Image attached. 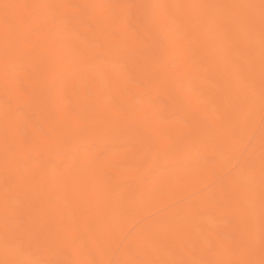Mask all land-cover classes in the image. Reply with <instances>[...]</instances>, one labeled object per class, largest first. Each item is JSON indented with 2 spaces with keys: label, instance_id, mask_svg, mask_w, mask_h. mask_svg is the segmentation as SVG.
Masks as SVG:
<instances>
[{
  "label": "rangeland",
  "instance_id": "obj_1",
  "mask_svg": "<svg viewBox=\"0 0 264 264\" xmlns=\"http://www.w3.org/2000/svg\"><path fill=\"white\" fill-rule=\"evenodd\" d=\"M220 1L186 0V4L193 7L194 12L197 11L195 14L198 15L196 16L198 18L193 14V17H190L194 20L192 21L187 15L181 17L178 9V0H171L176 16L169 14L165 8H160L159 11L169 20L170 25L158 26L154 22L158 11L152 0H105L104 5L108 8L106 15L115 17L116 24L130 31L136 40V44L133 45V41H130L125 36L126 40L119 46H116L113 44L112 34L113 37L115 36L119 40H123L125 34L121 35L122 33L119 31L118 33L115 28H110L108 30L109 33L106 31L108 33L106 35L107 38L103 39L100 36L91 35L88 30L96 31L97 28L90 18L91 10L88 7L85 8L80 0H15V2L23 5L27 11L31 10V7L36 4L35 2H38L43 7L40 10L41 14L38 15L42 22L41 25L32 26V33L30 32L22 38V44L34 45L38 36H42L45 33V29L48 27V20H54V22H58V25L51 27L48 34L42 40L43 45L51 44V52H44L39 47H35L39 49L28 50L25 52L26 54L24 53L25 58L22 56L21 58L16 55L21 50L20 45L16 44V48H14L15 46L11 47L10 50L8 49L5 52L6 56L4 55V58L6 60L4 62L0 61V72L6 67L8 68V71L16 78L15 84L18 87V91L24 98L29 99L28 101L32 106L31 108H27L26 104L22 100H19L16 94H11L0 83V132L2 133L1 137L5 140L2 143L6 145V148H2L3 144L0 146L6 150V152L2 151V149L0 150V193L4 197V200H2V196L0 197V264H78V262L74 263L75 261H79L75 257L77 256V252L84 264L112 263L113 246L107 243L102 226L94 223L89 217L86 218V224L97 235V243L101 247L103 256L105 254L103 260L99 258L96 248L91 245L88 236L82 230L81 216L85 217L87 215L86 205L81 202V204L79 203L81 213V216H79L73 210L69 201L58 191L60 187L54 175L59 172L65 173V175L70 172L74 175L82 174L83 167L85 166L91 165V168H98V176L94 177L99 178L96 182L99 181V185L101 184L99 187H101L102 193H98V190L97 193L99 197L103 198L107 195L110 197L109 199H112L111 202L112 204L114 203L117 210L109 217H112L111 219L116 226L129 222L131 218L127 215L130 210L128 209L130 208L128 207L129 205L137 201L139 203L140 200L151 202L153 201V197L170 194L169 188L159 183V177L162 178V176L167 175L173 185L180 186L182 185L181 181L204 180L207 167H211L212 173L216 177H219L217 163L227 166L232 160L230 147L225 142L228 139L227 134L224 133L226 134L224 135L222 133L221 135L214 136L212 133L216 134L221 128L218 129L211 121V118L199 114L198 110L186 100L182 93H191L195 104L207 105L208 110L213 114H211V117L213 116V119L219 121L221 127L222 125L228 126L229 122L235 127L234 133L241 130L242 135L235 137H238L240 141H246L247 147L255 143L256 136L259 134V140L261 141L257 143L256 148L260 150V155L264 157V114H262L260 123L254 134L250 137L251 133H249L253 131L259 114L264 109V83H262L264 80H260V78L257 81L258 75L255 74L259 73L260 70L257 72L253 71L259 68L258 65L261 64L259 60H262L261 58L264 57V52L261 53V51H264V39L262 37V40L260 37L258 39L257 32L251 30L253 26L246 24V18L245 16L243 17L242 13H235L236 11L232 12V10H225L224 12V7ZM233 1L241 2L243 6L246 5V10L249 13L251 11L253 15L255 14L252 16L253 18L255 17L254 19H258L260 15V17L264 15V10L257 3L258 0H229V2ZM59 2H62L69 12H65L59 5ZM117 6L123 8L121 13H117ZM206 7L210 8V12L212 13L209 14L211 18L208 17V20L205 19L203 11L207 9ZM220 10L222 11L220 12ZM70 11H74V13ZM9 14L10 10L6 7L3 0H0V18L4 25L17 28L15 26L16 23ZM218 18L221 21L223 19V22L225 20L226 23H230L231 21L235 23L237 32L240 34L239 37H244L243 41H246V43L244 42L246 46L248 44L256 46L252 52L253 55L249 51L246 54L245 48L243 49L239 41L234 39L235 36L226 34L227 31L224 27H221L222 29L219 26L216 27L218 25ZM24 20L26 24L29 22V18L25 17ZM260 20H264V17ZM201 23L205 24L202 25ZM194 25H197L196 27L201 26L200 28L198 27L200 31L207 33L206 35L209 36H207L209 39L210 37L212 38L209 41L214 39L211 42L212 44L209 42L211 45H205L207 50L201 45L203 47V54L200 51L197 55L199 59H201V55H203L204 59L206 58L205 60L203 58L202 61L200 60L198 69L202 71H200L202 75H206L205 77L210 76V78H205L200 75L201 77L198 76L197 80L212 90L207 88H201L200 90V87H196L193 91L189 92L188 86L185 83L188 76L184 78L181 75L185 69L180 67L182 65L181 59L169 61L165 69L166 71L163 70L167 56V52L165 51L166 31H172L174 36L181 39L184 43H193V41H196L194 40L196 28L193 30L194 27L191 26ZM205 25L207 26L205 27ZM239 29L240 31H238ZM208 31H210V34H208ZM196 38H198V34ZM199 40L197 39L198 42ZM0 42H3L1 34ZM66 43L75 44L66 46ZM106 45L109 48V53L104 52ZM234 45L239 50L244 51V55H241L237 51V48L232 50V48H235ZM79 46H85V49L91 51V55ZM210 46L212 47L209 50L208 47ZM231 46L230 53L231 51L235 53L228 54L229 51L228 49L226 51V48ZM257 46L258 50L256 49ZM58 47L67 50V59L59 61L58 54L52 55V51ZM212 48L214 49L212 50ZM190 49L193 48L190 47ZM214 50L221 51L222 53L220 52L218 56L213 55L212 59L211 56L209 57L208 52L214 53ZM237 52L239 53L237 54ZM245 54L246 57H243ZM230 55L238 61L239 65L231 60L232 58L230 59L232 57ZM215 56L219 57V64L222 63L219 67L215 63L217 60L214 61ZM4 58L1 60H4ZM197 58H194L192 62H199ZM76 62H84L79 67L84 72L81 74L82 76H79L80 78L74 81L73 89H71L70 86L64 85L67 84L66 78L74 68H67L65 72L60 74L57 71L63 69L69 63L74 64ZM241 62L242 66L245 65L244 67L247 68L248 73L250 72L248 74L249 79L247 81V77L244 75L246 79L244 78V82H241L242 77L236 76L234 73L236 76L234 81L238 79L241 83L239 85L248 86L244 93H239L235 89L237 86L233 89L230 87L231 85L229 86L230 81L221 78L222 75L226 74V68L224 67L228 65L232 66L233 71L236 72L240 68ZM261 66L264 67V65ZM104 69L111 72L110 78L121 81L119 85L122 87V94L127 96L130 102L123 101L120 95L114 94L109 79L104 73ZM170 70H175L173 79L169 78ZM252 71L253 74L256 72L255 76L251 75ZM88 73L91 74V79L92 76L95 78L91 81L94 83L93 88L89 83ZM24 74L31 80L29 83H26L28 79L26 80ZM250 78L254 80L251 81ZM31 82L34 83V87L31 86ZM253 83H256V87L252 85ZM57 84H59L58 88L60 89L61 98L56 96ZM219 84L224 85L228 93H231L229 94L231 104L228 102L225 94L219 93V91L222 92L221 85ZM82 86L85 97L89 99L93 98V101L89 103L91 104L90 106L80 96ZM134 87H137L139 90H135ZM98 90L99 93L97 95L95 92ZM210 90L215 92L213 93ZM247 93L249 95L251 93L250 96L252 98L255 96L254 100ZM95 95H97V98H95ZM214 96L216 97L212 98ZM217 96L223 103L218 101L219 99H216L218 98ZM109 104L115 108L114 112L109 109ZM223 104L227 106L221 107ZM251 105L255 106V109H253L254 111L250 119L247 120L248 116L245 107L249 108ZM59 106L66 108L63 120H60L58 117ZM239 107L240 110L243 108L245 110L244 117L239 119L240 121L238 120L240 111L237 110ZM101 109L107 111L104 112ZM138 111L143 114L139 119L136 116V112ZM117 113L118 115H116ZM7 114L8 116L10 115L11 126L16 128L15 132L20 139L18 141L22 142L25 147L21 153H18L19 146H17V140L15 137H11L7 127L5 119ZM152 114L155 115L154 118L151 117ZM69 115L74 117V121H76L78 126L69 119ZM149 122L156 125L164 124L167 127L157 128L159 137L156 138L148 125ZM29 123H31L39 137L32 134ZM60 126L63 128L58 129ZM103 128H105V132ZM56 134L59 135L58 138H61V140L56 137ZM162 141L163 143L166 142L165 144L173 145L170 153L169 151L166 152V154H169H164L165 156H161L160 152ZM48 147L50 153L46 155V148ZM73 148L78 155L75 154ZM169 148L167 150H170ZM151 151H156L155 161L152 160ZM3 154H5V157L2 156ZM25 155L27 158H25ZM45 156H47L46 159ZM83 156L86 157V163L82 161ZM24 158L28 161L24 160ZM253 161L251 158L247 159V166L240 171V174H242L240 190L242 193L245 190L247 193L249 190L252 192H249V195H247L248 199L244 198L246 195L244 197L241 196L240 201L245 200V204L242 202V209L249 213L250 218L254 220L252 223L255 226L258 225L259 228L258 221L260 217H264V212L261 213V216H254V209L252 208H255L253 206L258 197L256 189L258 187L264 189V166ZM80 169L82 171L79 173ZM39 170L45 174L42 180L39 178ZM84 171H87V169ZM31 175L35 178V183L40 182L39 185L43 186L42 192H39L37 187L35 188L28 182ZM82 176L85 179V175L83 174ZM82 176L81 178L79 177L80 180ZM22 178L25 179V184H23ZM82 181L84 183V180ZM224 193L227 199L233 203L234 199L231 189L226 186ZM212 199L216 205L215 209H205L193 218L189 217L190 219L187 220L188 223L193 224V228H191L195 233L194 235H197L196 238H199L198 241L201 242L202 247L207 252L200 254L195 243L187 237L186 239L184 238L185 247L189 249V252L193 256L199 257L201 262H203L202 264H240L237 259V255L240 252L248 250L252 254L258 250L259 229L254 230L251 236L252 241L250 239L251 243H245L243 241L244 238H242L243 236L239 234L241 230L237 214L225 211L229 206L219 197L214 196ZM6 200L11 209L3 203ZM250 202L251 204H249ZM40 213L47 220L44 226L41 219L37 218L40 216ZM33 214L39 223H41H38L39 227L31 223ZM262 221H264V218H262ZM113 222L112 224L115 225ZM139 223L132 226L133 228L130 231L132 232V229L139 225ZM199 223H205L207 225V228H205L210 230L211 234L219 237L225 245H229L227 257L217 261L214 258L215 256L210 255L215 247L213 237L209 232L204 231L199 226ZM116 226H114L115 229L117 228ZM252 227L254 228V226ZM35 229L37 230L35 231ZM70 233L73 235L71 236ZM118 236L119 232L115 237L118 238ZM70 245L75 247V251L69 249ZM139 249L138 254L132 252V255L137 258L134 257L136 260L142 261L140 252L142 247ZM169 251L168 249L166 252L170 253ZM14 252L21 255L24 260L21 256L20 259L18 258L19 256L17 260L14 259V255L16 254ZM175 253L174 260H169V264L186 263V258L183 254L178 251H175ZM262 255L259 254V264H264V256ZM109 259H111L110 262L108 261ZM153 260L157 263L160 262L159 257L155 255H153Z\"/></svg>",
  "mask_w": 264,
  "mask_h": 264
},
{
  "label": "bare ground",
  "instance_id": "obj_2",
  "mask_svg": "<svg viewBox=\"0 0 264 264\" xmlns=\"http://www.w3.org/2000/svg\"><path fill=\"white\" fill-rule=\"evenodd\" d=\"M36 1H38V0H36ZM80 1L82 2L83 6L85 8L88 7L91 10L90 18L94 22V24L96 25L95 27L97 28L96 31L95 30H88L91 35L100 36V37H102L104 39L105 37L107 38L106 35H108V33H109L108 30L110 28L111 29L115 28V30L117 32L119 31L120 33H122L121 35H123V34H125V35H124L123 40H119L117 37H115V36L113 37V34H112V39H113V42H114L113 44L114 45L119 46L120 44H122V42H124L126 40L125 36L127 37V39L129 38L130 41H133V43H134L133 45L136 44V40H135L134 36L130 33V31L126 30L123 26H120L119 24H118L119 25L118 26L116 24V22H115V17H109V16L106 15V12H107L108 8L104 5L105 4L104 3L105 0H80ZM152 1H153V4H154L155 8L158 11L156 16H155V18H154L155 19L154 22L157 23L158 26L159 25H170L169 20L163 16V14L159 11V9L160 8L161 9L165 8V10L169 14H172L173 16H176L175 8H174L171 0H152ZM3 2L6 5V7L10 10L9 16L14 20V22L16 23L15 26H17V28H14V26H11V27L5 26L3 21L0 18V34L2 35V40H3L2 43L0 42V61L4 62L6 60V58H4L5 52H7L8 49L10 50V48L14 47L16 44H19L20 47H21L20 52H17L16 55H18L20 57L22 56L24 58H25L24 53L27 52L28 50H30V51L32 49L34 50L35 47H39L44 52H48V53L51 52L50 51L51 50V44L43 45L42 44V42H43L42 40L48 34L49 29L51 27H54V26L58 25V22H54V20H48V27L45 29V33L42 36H38V38L36 40V43L34 45L30 46L29 44H22V38L26 34H28L30 32L32 33V26H40L41 25L42 22L40 21V18L38 17V15L41 14L40 10H42L43 7L41 5H39L38 2H35L36 4L33 2L35 5H33L31 7L30 11H27L24 8L23 5H21L18 2H15V0H3ZM178 2H179L178 9L180 11V16L181 17H184V15H187L189 17V19H191L193 17V14H195V12H197V11L194 12V9H192L193 7H191L188 4H186V0H178ZM220 2L222 3V4L221 3L220 4L223 5V7H224L223 8L224 12H225V10H227V11H231L232 10V12L236 11L235 13H238V12L242 13L243 17L245 16V18H246L245 19L247 21L246 24L253 26L252 29L251 28L250 29L251 30H255V32H257L258 39H259V37H260V39H261V37H262V39H264V23H262V21H264V20H260L262 17H264V15H262V17H260L261 16L260 15L259 16L260 19L259 18L258 19L257 18L254 19L255 17L253 18L252 16H254L255 14L253 15L251 13V11L249 13V11L246 10L247 9V7H245L246 5L243 6V4H241L240 1H239L240 3L236 2V1L229 2V0L228 1L227 0H221ZM257 3H259V7L262 10H264V0H258ZM240 4L242 5V7H241ZM59 5L62 7V9L65 12H69L63 6L62 2H59ZM116 9H117V13H121L123 11V8L121 6H117ZM203 11H204V14H205V19L208 20L209 18H211L209 16V14L211 13L210 12L211 11L210 8H207V9H205ZM221 11L222 10H220V12ZM70 12L74 13V11H70ZM252 12H254V11H252ZM196 16H198V15L195 14V17ZM25 17L29 18V22L27 24L24 23V21H25L24 18ZM196 18H198V17H196ZM191 20L194 21L193 19H191ZM207 20H206V22H207ZM217 20H218V25H216V27L219 26L220 29H222L224 27L226 29V31H227L226 34L235 36L234 39L239 41V44H240V46L243 49L245 48V50H246L245 52L249 51V53L252 54V52L254 51L256 46H254V44H253V46H251L250 44H248L249 46L248 45L246 46V44H245L246 41H243L244 37L243 38L239 37L240 34H239V32H237V28L234 25L235 23H232V21L230 23H226L225 20L223 22V19L221 21V20H219V18ZM248 22H249V24H248ZM204 24L205 23H203L202 25H204ZM246 24H244V25H246ZM200 25L198 26L199 28L201 27ZM207 25H205V27ZM196 26L197 25L191 26V27H194L193 30L196 28L195 31L198 34V38H196L197 37L196 33H195L196 37L193 36V37L196 38V39L194 38V40H196V41H193V43H188V44L184 43L181 39H179L178 37L174 36L172 31H166V33H165V38H166L165 51L167 52V56H166V61H165L163 70H165L167 68V64H168L169 61H171L173 59H181L182 60L181 61L182 65L180 67L181 68L183 67L185 69H184L183 73L181 72L182 74L181 73L180 74L184 78H186L188 76V79L185 81V83L188 86V91L189 92L193 91L194 88H196V87H200V90H201V88L211 89L209 87H206V86L202 85L203 83L201 84L197 79H198V76H200V75L202 77L204 76L201 73L202 71L200 69H198V63H200V60L202 61V58H203V55H201V54H203V52H202L203 51V47H201V45H203L204 47H205V45L206 46L211 45L212 44L211 42L214 41V39L212 41H209L212 38L210 37V39H209L208 38L209 36L206 35L207 33H202L200 31V29L198 27H196ZM189 30H187V31H189ZM191 31H190V33H191ZM238 31H240V29ZM208 32H209L208 34H210V31H208ZM225 36H227V35H225ZM199 38H200V40H199ZM197 39L199 40V42L197 41ZM69 44H75V43H66L65 45L67 46ZM76 45H77V43H76ZM66 46H65V48H66ZM212 46L208 47V49L210 50ZM79 47L85 49V46H79ZM190 47H192L193 49L189 50ZM234 47H235V45H234ZM14 48H16V46ZM177 48H178V50H177ZM231 48H232V46L226 48V51H227V49H228V51L231 50ZM236 48H237V51H239L241 55H244V51L239 50V48L237 46L235 48H232V50H234ZM35 49H37V48H35ZM213 49L214 48H212V50ZM256 49L258 50V46H257ZM85 50L87 51V53H90V55H91V51H88L87 49H85ZM206 50H207V48H206ZM66 51H67L66 49L58 47L54 51H52L53 52L52 55L58 54V60L62 61L64 59L68 58V54L66 53ZM214 51H215L214 53L207 51L209 53V57L211 56V58H212V57H214L213 55H217L218 56V54H220V52H221V51L219 52L217 50H214ZM104 52L109 53V48H108L107 45H106V48L104 49ZM199 52L201 53L200 54L201 55V59H199V57L197 58V55L199 54ZM233 52L234 51H231V53H233ZM239 52H237V54ZM262 52H264V51H261V53ZM231 53L229 51L228 54H231ZM43 54H45V53H43ZM246 54H248V52ZM246 54L243 57H246ZM232 55H230V56H232ZM217 56H215V60L214 61L217 60L215 63H216V66L219 67V66H221L222 63L219 64L220 63V62H218L219 61V57H217ZM2 58H4V60H1ZM194 58H197V61H199V62H196V63L192 62V60ZM205 59L203 58V60H205ZM212 59H211V61H212ZM230 59L238 64V61L236 59H234L233 56L230 57ZM254 59H255V57H254ZM261 59L262 60H259V63H261L260 65H258L259 68L257 67L258 69L253 70V71H256V72L258 70H260L259 73L258 72L257 73L255 72L256 74L254 73L255 75H258L257 76L258 77L257 81L260 78H261L260 80H264V67L261 66V65H264V57H262ZM243 62H244V60H243ZM83 63H78V62H76L74 64L69 63L63 69H60V70L57 71V73L59 72V74H60V73L65 72V70L67 68H70V67L74 68L72 70V72L68 75V77L66 78L67 84H65L64 86H67V87L70 86L71 89H73L74 81L77 80V78H80L79 76L81 74H83V72H84L83 70H81L79 68L80 65L83 64ZM210 64H213V63H210ZM251 64H252V62H251ZM207 65H208V63H207ZM224 65H225V63H224ZM241 66H242V62H241ZM241 66H240V68H238V70L236 72L233 71V67L232 66L228 65V66L224 67V68H226L225 69L226 74L222 75L221 78H224V79H227V81H230L229 82L230 83L229 86L231 85L230 87H232L233 89L237 86L238 89H237V87L235 89L239 93H244V92H246V89H247L248 86L244 87L243 85L241 86L239 84H241L240 81L244 82L246 77H247L246 80L248 81V79H249L248 78V74L250 72L248 73L247 68L244 67L245 65L242 66V67ZM231 67H232V69H231ZM255 67H256V65H255ZM175 70H170L169 71V78L170 79H173ZM253 71L251 72V75L255 76L253 74ZM104 73L107 75V77L109 79V82L111 84L112 90L114 91V94L120 95L122 97L123 101L125 100L127 102H130V99L127 96L122 94V87L119 85V83L121 81L120 80H116L114 78H110L109 76H110L111 72L109 70L104 69ZM234 73L236 74V76H241L242 77L240 81L237 78H236L237 81H234V78L236 77L234 75ZM87 75H88L87 77H89L88 78L89 83H90L91 87L93 88L94 87V83L91 82V81H93L92 79H95V78L92 76V79H91V74L90 73H88ZM232 75H234V76H232ZM244 75H246V77ZM251 75H249V76H251ZM24 76H25V74H24ZM207 77L210 78V76H207ZM207 77H205V78H207ZM25 78H26V80L28 79L26 81V83L27 82L29 83L31 81L26 76H25ZM250 80L253 81L254 79L250 78ZM15 81H16L15 76L12 75L8 71L7 67L3 71L0 72V83L3 85V87L8 89L11 92V94H16L18 96L19 100H22L23 103L26 104L27 108H31L32 106H31L30 102L28 101L29 99L24 98V96H22L20 94V92L18 91V87L15 84ZM257 81H255V82H257ZM54 82H55V80H54ZM262 83H264V82H262ZM30 84H31L32 87H34V85H33L34 83L33 82H31ZM206 85H208V84H206ZM219 85H221V84H219ZM252 85L255 86L256 83H253ZM58 87H59V84H57L56 96L58 98H61V96H60L61 93L59 91L60 89ZM134 88H135V90H139L137 87H134ZM221 88H222V92L219 91V93L225 94L228 102L230 103L231 101H229L230 100L229 94H231V93H228V91H227V89H226V87L224 85H221ZM33 90H35V89H33ZM70 90H68V91H70ZM211 92L214 93L215 91H211ZM98 93H99V90L95 92V94H97V95H98ZM205 93H207V92H205ZM84 94L85 93H84L83 86H82V92H81V95H80L81 98L84 101H87L88 104L93 101V98L89 99L87 97L88 98L87 99ZM182 94L184 95L186 100L191 105H193V107L196 110H198L199 114L205 115V116L211 118V121L213 122V124L216 127H218V129L221 128V130H219V131L216 130L217 132L215 131L216 134L211 132L212 134H214V136H217L218 134L221 135L222 133L223 134L224 133L227 134L228 139H226L225 142L230 147V152H231V157H232L231 159L232 160L229 162V164L227 166H223L221 163H217L216 166L218 168V173L220 174L219 177H216L212 173L211 167H207V171L204 174V180L199 181L197 179H194V180H192L190 182L181 181L182 185H180V186L173 185V183L169 179V176H167V175L162 176V178L159 177L160 178V179L158 178L159 179V183L162 184V185L167 186L169 188V190H170V194L166 195V196L165 195H159V196H156L155 198L153 197V201H151V202L150 201H147V202L144 201L143 202V201L140 200L139 203H138V201L137 202L135 201L136 203H133V204L128 206V207H130V208H128L130 210L128 212L129 214H127V215H128L129 218L131 217L129 222L126 223V224H119L118 223L119 225H117V226L112 221V219H111L112 217L111 218L109 217V216L113 215L115 213V211L117 210V208L114 205V203L112 204V202H111L112 199H109L110 197H108L107 195L104 196L103 198L101 196L99 197V194H98V193H102L101 187H99V186H101V184L99 185V181L96 182V180L97 179L99 180V178H95V177L98 176V174H97L98 173V170H97L98 168L95 169V167L94 168L92 167L93 168L92 169L91 165H90L88 167L91 168L92 169L91 170L87 166H85V167H83L84 169L83 168L82 169H83V171L87 169V171L83 172L82 169H80L79 173L82 171V174L80 173V174H74V175L69 172L71 176L69 175V173L67 175H65L64 172H63L64 174H62L60 172L55 174L54 177H55L56 181L59 183V187H60V188L58 187L59 188L58 191L63 195L64 198H66L69 201V203L72 205L73 210L79 216H81V213H80V210H79L80 209L79 203L81 202L82 204L84 203L86 205L87 215L85 217L81 216L82 230L88 236L91 245L94 248H96L99 258L103 260L104 259L103 257H105V254L103 256L102 251H101V247L97 243V238H96L97 235H95V233L93 232L91 227L86 224V218L89 217L94 223L100 224L102 226V228H103V230L105 232L106 238H107V243L111 244L113 246V254H112L113 261H112L111 264H120V263H128V262H130L131 264H167L169 260H171V259L174 260L173 258H174V255L176 254L175 251L176 252L178 251L179 253L184 255V257L186 258V263L184 262V264H200V263L202 264L203 262H201L200 258L193 256L189 252V249H187V247H185L186 244L184 242V238L186 239V237H187V238H189V240H191L192 242L195 243V246L197 247V250H198V252L200 254H204V253L207 252V251L205 252L204 247H202L201 242L198 241L199 238H196L197 235H194L195 233H194V231L192 229L193 228V224L188 223L187 220H189L190 218H193L200 211H203L205 209H215L216 205L213 203V199H212L214 196L219 197L225 204H228L229 207H227L225 209V211L233 212L234 214L235 213L237 214V216L239 218V219L238 218L237 219H238V221L240 223L239 227H240L241 231L239 232V230L238 229L237 230H238L240 236L241 235L243 236L242 238H244L243 241L245 243H247V244L251 243L250 239H251V236L253 235L254 230L259 229L258 234L260 235V238L258 240V250L253 252L252 254L249 253L248 250H245L244 252H240L237 255V259L240 262V264H249V263L250 264H259V261H260L258 259V258H260L259 254L260 255L264 254V221H262V218H264V217H262V218L260 217L259 221L257 220L258 223H259V228H258V225L255 226L252 223L254 220H252L250 218L249 213L246 210L243 211V209H242V202L244 203L245 200L244 201L242 200V202L240 201L241 196L244 197L246 195V197H244V198L248 199L247 195H249V192H251L249 190V192L247 193L246 190H245L242 193V191L240 190L241 189V183H240L241 181H240V179L242 177V174H240V171H241V169H244V167L247 166L246 160L251 158L254 161H256L257 164H259L261 166H264V157H262L260 155L261 154V152L259 153L260 150H257V148H256L257 143L259 141H261V140H259V134L256 136L255 143L251 144L249 147H247V142L246 141H244V140L240 141L238 139V137H235L237 135H239V136L242 135V132H240L241 130L234 133L235 127H234V125L232 126L231 125L232 123L230 124L228 121H227L228 122V126H223L222 125V127H221L220 122L217 121L216 119H213V116L211 117L212 113L208 110L207 105H205V104H203V105L195 104V102L193 101V96H192L191 93H182ZM97 95H95L96 96L95 98H97ZM247 95H249V93H247ZM250 95H251V93H250ZM73 96H74V99H75L76 97H75L74 94H73ZM215 97L216 96H214L212 98H215ZM250 97L252 98V96H250ZM254 98H255V96H254ZM254 98H252V99L254 100ZM216 99L218 100L219 97L216 98ZM75 101H76V99H75ZM94 101H96V100H94ZM218 101H221V99H219ZM216 103H217V101H216ZM90 105L91 104H89V106ZM225 105L223 104V105H221V107L222 106L224 107ZM100 107H101V105H100ZM240 107H242V106H240ZM240 107H239V109H237V110L240 111V114L238 116V120L242 119L244 117V113H245L244 111L245 110L247 111L246 112L247 116H248L247 120H249L250 117L253 114V111H254L253 109H255V106L251 105L249 108L245 107V110H244V108L243 109L241 108L242 110H240ZM109 109L112 110V111L115 110V108L112 105H110V104H109ZM102 111L106 112L107 110L103 109ZM220 111H221V108H220ZM65 112H66V108H64V107L61 108L60 106L58 107V114H59L58 117L60 118V120H63V114ZM225 113H227V112L225 111ZM262 114H264V109L261 110V113L259 114V117H258L257 124H255L253 131L249 132V133H251L250 137L257 130L258 125H259L260 120H261V117H262ZM116 115H118V113ZM142 115L143 114L140 113L139 111L136 112L137 119L141 118ZM9 116H8V114H7V116H5V119L7 121V127L9 129L10 134H11V137H13V138L15 137V139L17 140L16 141L17 142V146H19L18 153H21L24 150L25 147L23 146L22 142H19L20 139L18 137V134L15 132L16 128H13L11 126V119H10ZM68 117H69V119H71L75 123L76 126H78L76 121H74V117L73 116L69 115ZM151 117L154 118L155 115L152 114ZM225 117L228 120L226 114H225ZM242 122H244V121H242ZM148 125L152 129V131L154 132L156 138L159 137V132L157 131L158 130L157 128H166L167 127V125H164V124L156 125L155 123H151V122H149ZM29 128H30L32 134L36 135V137H39V135L37 134L36 130L31 125V123H29ZM62 128L63 127L60 126V128H58V129H62ZM103 131L105 132V128H103ZM219 132H221V133H219ZM259 132H261V131H259ZM62 133H63V131H62ZM212 134H210V135H212ZM226 134H224V135H226ZM1 136H2V133L0 132V146H2V144H3L4 146L2 148H4V147L6 148V145L4 143H2L5 140ZM58 136L59 135L56 134L57 138H58ZM180 138H181V136H180ZM59 140H61V138ZM165 143L166 142L163 143V141H162V144H161V147H160L161 156H165L164 154H166V152H168V151L170 153L171 148L173 146L171 144H168V143L165 144ZM2 148L0 147V150ZM168 148L170 150H167ZM48 149H49V147L46 148V155H48L50 153V150H48ZM2 151L6 152V150H4V149H2ZM74 151H75V154H76L77 152H76L75 149H74ZM169 153H167V154H169ZM5 154H3L2 156L5 157ZM76 155H78V154H76ZM25 158H27L26 155H25ZM25 158H24V160H27ZM46 158H47V156H45V159ZM152 158H153L152 160L155 161V159H156V151L152 152ZM6 160H8V159L6 158ZM10 160H11V158H10ZM82 161H83V163H86V157L85 156L82 157ZM4 162L6 163V161H4ZM39 173H40V177L39 178L42 180L43 177L45 176V174H43V171H41V170H39ZM83 174L85 175V179H83L84 178L82 176ZM92 174H93V177H92ZM81 176H82V179L80 180ZM34 180H35V178H33V175H31L29 180H28V182H30V184L32 186H34L35 188L37 187L38 188L37 190H39V192H42V187L43 186L39 185V183H40L39 181H37L39 183H35ZM82 180H84V183H83ZM81 181H82V183H81ZM22 182H23V184H25V179L22 178ZM226 186L231 189V193H232V196H233V199H234L233 203H231L227 199V196L224 193V188ZM97 190H98V193H97ZM99 190H100V192H99ZM256 193H257L258 197L255 200V205L254 206L252 205L255 208H252V209H254V212H256L257 214L256 213L254 214V212H253V215L254 216H257V215L261 216V213L264 212V189H262L261 187H258L256 189ZM1 196L2 195L0 193V197ZM154 199H155V201H154ZM2 200H4V197H3ZM3 203L5 204V206L7 205V207L9 206V203L7 202V200L4 201ZM249 204H251V202ZM248 205H246V206L248 207ZM9 208H10V206H9ZM39 217H41V218H39ZM39 217H37V218L41 219V221L43 222V226H44V223L46 224V222H47L46 217L42 213H40ZM37 218L34 215L32 217L31 223L35 224L36 227H39L38 225L41 224V223H39ZM111 221L115 225H113ZM138 222H140V223H139V225L136 226L137 228L135 227L134 228L135 230L132 229L133 231L131 232L130 229L133 228L132 226H134ZM32 226H33V228H35L34 225H32ZM114 226H116L117 228L115 229ZM199 226L202 227L204 229V231H207V232L210 233V230L206 229L207 225L205 223L204 224L203 223H199ZM252 226H254V228ZM29 228H30V226H29ZM36 230L37 229H35V231ZM42 230H43V228H42ZM129 231H130V233H129ZM118 232H119V236L117 238L115 236L117 235ZM70 235L72 236L73 234L70 233ZM211 235L213 237L214 246L215 247L213 249V252L210 253V255L212 254L213 257L215 256L214 258H216L217 261H219L221 259H224L225 257L228 256L229 245H225L223 243V241L221 239H219V237H217V236H215L213 234H211ZM240 239H241V237H240ZM251 241H252V239H251ZM140 247H142V250L140 251L141 255H142L141 257L143 259L142 261L136 260L137 258L134 256L136 258L135 259L133 257V255H132V252L133 253L135 252V253L138 254V250H140L139 249ZM69 249L75 251V247H72L71 245L69 246ZM168 249L170 250L169 251L170 253L166 252ZM15 253L17 254V252H14V254ZM18 253H20V252H18ZM15 255H14V257H15L14 259H16V260L18 258L20 259L21 255H19V254H17V256H15ZM76 255L77 256H75V257L79 261H75L74 262V260H73V262L74 263L78 262V264H84V262H82V259L79 256L78 252H77ZM153 255L159 257V260H160L159 263H157V262H155L153 260ZM251 256H252V258H251ZM262 256H264V255H262ZM21 258H22V256H21ZM22 259L24 260V258H22ZM102 260H101V262H102ZM110 260L111 259H109L108 261L110 262ZM247 260H249L250 262L249 261H248L249 263L246 262ZM28 264H30V263H28Z\"/></svg>",
  "mask_w": 264,
  "mask_h": 264
}]
</instances>
